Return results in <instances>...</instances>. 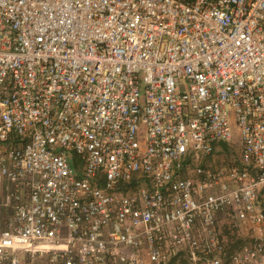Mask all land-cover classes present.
Returning a JSON list of instances; mask_svg holds the SVG:
<instances>
[{
	"label": "built area",
	"instance_id": "built-area-1",
	"mask_svg": "<svg viewBox=\"0 0 264 264\" xmlns=\"http://www.w3.org/2000/svg\"><path fill=\"white\" fill-rule=\"evenodd\" d=\"M263 190L264 0H0V264H264Z\"/></svg>",
	"mask_w": 264,
	"mask_h": 264
},
{
	"label": "rangeland",
	"instance_id": "rangeland-1",
	"mask_svg": "<svg viewBox=\"0 0 264 264\" xmlns=\"http://www.w3.org/2000/svg\"><path fill=\"white\" fill-rule=\"evenodd\" d=\"M218 152L215 157L210 161L211 166L213 167H227L234 164H237L240 160L241 152H242V142L238 135L234 137L232 143L219 145ZM260 204L264 210V190L260 194ZM226 237L229 240V245L233 247V249L240 246L244 240L247 239L248 230L246 227L234 228L233 226L223 227ZM227 240V241H228ZM180 264H187L186 260L181 259Z\"/></svg>",
	"mask_w": 264,
	"mask_h": 264
},
{
	"label": "clouds",
	"instance_id": "clouds-1",
	"mask_svg": "<svg viewBox=\"0 0 264 264\" xmlns=\"http://www.w3.org/2000/svg\"><path fill=\"white\" fill-rule=\"evenodd\" d=\"M224 145V144H223Z\"/></svg>",
	"mask_w": 264,
	"mask_h": 264
},
{
	"label": "trees",
	"instance_id": "trees-1",
	"mask_svg": "<svg viewBox=\"0 0 264 264\" xmlns=\"http://www.w3.org/2000/svg\"><path fill=\"white\" fill-rule=\"evenodd\" d=\"M264 211V210H263Z\"/></svg>",
	"mask_w": 264,
	"mask_h": 264
}]
</instances>
